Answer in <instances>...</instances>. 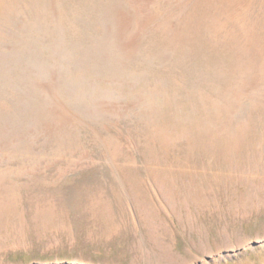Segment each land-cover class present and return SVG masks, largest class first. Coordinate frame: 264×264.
<instances>
[{
    "label": "rangeland",
    "instance_id": "obj_1",
    "mask_svg": "<svg viewBox=\"0 0 264 264\" xmlns=\"http://www.w3.org/2000/svg\"><path fill=\"white\" fill-rule=\"evenodd\" d=\"M0 264H264V0H0Z\"/></svg>",
    "mask_w": 264,
    "mask_h": 264
}]
</instances>
